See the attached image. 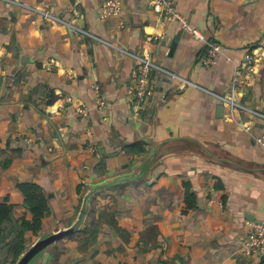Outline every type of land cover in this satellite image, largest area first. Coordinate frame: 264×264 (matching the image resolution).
Returning <instances> with one entry per match:
<instances>
[{
    "label": "crops",
    "instance_id": "obj_1",
    "mask_svg": "<svg viewBox=\"0 0 264 264\" xmlns=\"http://www.w3.org/2000/svg\"><path fill=\"white\" fill-rule=\"evenodd\" d=\"M105 1L0 0V201L31 219L18 184L36 182L50 207L41 231L58 230L75 220L101 170L138 164L153 142L174 138L147 178L97 192L82 228L41 264H264L240 250L264 222V149L218 97L252 52L255 72L239 98L264 110V0H177L234 59L211 66L200 61L203 44L163 19L154 0H122L119 14L103 16ZM126 50L188 82L159 72L152 99L134 102ZM237 113L260 131L259 119ZM189 139L211 153L190 151Z\"/></svg>",
    "mask_w": 264,
    "mask_h": 264
},
{
    "label": "built area",
    "instance_id": "obj_2",
    "mask_svg": "<svg viewBox=\"0 0 264 264\" xmlns=\"http://www.w3.org/2000/svg\"><path fill=\"white\" fill-rule=\"evenodd\" d=\"M177 2V0H154L153 3L156 12L163 19L179 26L203 44V53L200 58L201 63L206 66H211L222 59L233 62L234 59L227 46L223 42L213 39L206 30L193 25L190 19L177 8ZM121 4L122 0L105 1L101 7L102 15L119 14L122 11ZM45 14L49 15L50 13L45 12ZM72 25L83 35H91L89 30L76 24ZM95 37L103 40L97 36ZM126 52L132 54L135 59V66L129 80V93L131 99L138 104L152 99L156 92V77L159 72H164L171 78H179L185 84L188 82L186 78L163 66L150 56L136 54L128 50ZM256 61V55L252 52H247L242 62L235 64L234 75L229 90L226 93L218 94V97L230 109V118L239 122L244 130L252 133L257 143L264 149V110L251 108L239 98L240 89L247 86L250 75L255 72ZM240 111L245 114H251L253 118L261 121L262 127L259 132H254V126L253 124H249V120L244 121V119L237 116V112ZM240 250L242 254L264 258V222L253 225L244 238Z\"/></svg>",
    "mask_w": 264,
    "mask_h": 264
},
{
    "label": "water",
    "instance_id": "obj_3",
    "mask_svg": "<svg viewBox=\"0 0 264 264\" xmlns=\"http://www.w3.org/2000/svg\"><path fill=\"white\" fill-rule=\"evenodd\" d=\"M173 140L174 138H167V141L164 142H158V140H156V142H153L152 149L143 157L141 162L138 164H134L132 166L126 165L124 169L116 172L106 173L105 170H101V172H99L101 176L95 182H93L84 192L80 210L72 224L69 226H61V228H59L58 230H42L35 240L27 238L25 241V249L19 255L14 264H41L46 251L51 250V248L57 243L59 239L71 235L82 228L87 220L91 208V202L97 192L112 185L128 180L147 178L150 175L152 168L162 160L163 156L166 153H173ZM168 143L172 144L171 148L166 147ZM186 143L190 147H192L190 151H196L203 155L205 153H211L209 146L197 139H189V141H187ZM215 157H218L219 160L228 163H237L232 159L224 158L222 156Z\"/></svg>",
    "mask_w": 264,
    "mask_h": 264
},
{
    "label": "trees",
    "instance_id": "obj_4",
    "mask_svg": "<svg viewBox=\"0 0 264 264\" xmlns=\"http://www.w3.org/2000/svg\"><path fill=\"white\" fill-rule=\"evenodd\" d=\"M18 185L26 197L33 217L31 219L25 216L17 218L14 215V205L7 200L0 201V254L3 251L10 252L11 264L16 262L25 249L26 233L33 231L37 235L42 229L44 217L50 213L47 194L40 184L26 181L19 182ZM189 196L187 192V200H190ZM195 205L191 201L189 208ZM2 263L6 264L3 258L0 259V264Z\"/></svg>",
    "mask_w": 264,
    "mask_h": 264
},
{
    "label": "rangeland",
    "instance_id": "obj_5",
    "mask_svg": "<svg viewBox=\"0 0 264 264\" xmlns=\"http://www.w3.org/2000/svg\"><path fill=\"white\" fill-rule=\"evenodd\" d=\"M14 215H15V213H14ZM2 258H3V260L5 259L6 264H11V262H12V254L10 252L3 251V253L0 254V259H2Z\"/></svg>",
    "mask_w": 264,
    "mask_h": 264
}]
</instances>
